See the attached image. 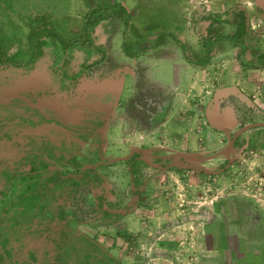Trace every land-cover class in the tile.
<instances>
[{
    "label": "rangeland",
    "instance_id": "obj_1",
    "mask_svg": "<svg viewBox=\"0 0 264 264\" xmlns=\"http://www.w3.org/2000/svg\"><path fill=\"white\" fill-rule=\"evenodd\" d=\"M82 3L0 0V40L22 62L14 69L24 73L21 81L0 87V103L17 104L34 118L42 115L33 129L52 130L51 143L63 148L66 158L76 156L80 169H90L79 176L66 166L64 183L49 181L40 189L30 220L19 219L24 228L38 230L24 251L34 254V264H45L65 231L78 246L89 237L123 264H264V126L253 125L233 138L262 118L259 110L238 107L232 114L237 125L222 126L220 134L201 128V117L191 119L186 109L175 112L171 137L140 132L165 131L169 106L167 90L150 78L152 56L143 51L170 54L168 46L175 52L182 41L190 48V35L195 46L218 35L217 46H229L232 41L220 35L234 34L243 12L246 43L261 48L264 0H86L80 9ZM118 3H125L128 13ZM224 12L225 21L211 16ZM42 25L72 43L65 52L49 36L32 61L29 32ZM123 40L134 55L123 51ZM87 64L92 66L82 71ZM125 77L133 80L131 89L129 80L122 87ZM230 98L235 108L243 99L239 92ZM194 103L198 107L200 101ZM182 124L201 132L189 138L199 139L200 149L181 150ZM48 161L42 179L66 162ZM10 226L6 219L2 227L9 232Z\"/></svg>",
    "mask_w": 264,
    "mask_h": 264
},
{
    "label": "trees",
    "instance_id": "obj_2",
    "mask_svg": "<svg viewBox=\"0 0 264 264\" xmlns=\"http://www.w3.org/2000/svg\"><path fill=\"white\" fill-rule=\"evenodd\" d=\"M116 5L127 12L128 7L123 3ZM95 9L90 11L92 12ZM227 15L228 12L222 14L211 13L212 18L218 22L225 21ZM247 28V18L243 12L240 14L234 37L241 38ZM87 30L88 22L86 20L82 36L86 35ZM162 35H167V33ZM168 35L172 36L171 34ZM49 36L60 41L65 52L72 43L54 27L42 25L32 28L29 32L32 61L41 53L42 45ZM123 45L127 49L128 45L125 41ZM103 59H96L93 63H99ZM21 63L12 58L7 44L0 40V87L12 83L13 80L21 81L20 79L24 77V73L19 69H14V66L18 67ZM90 66L92 64L85 65L82 71ZM82 71L77 72L72 79ZM66 77L69 76L66 74ZM17 106V104L0 103V179H2L0 185V264H34V254L25 252L24 248L25 241L38 235V230L31 227L30 224H27L28 226L24 228L19 219L21 217L22 220L30 218V211L34 202L39 196L40 189L42 190L46 183L51 181L59 184L66 181L68 176L64 172L66 166L71 167L73 172H77L79 176L85 175L90 170L80 169L81 164L76 156L66 158L65 153L62 151L63 148L51 143V135L54 134L52 130L43 132L37 128L33 129L44 119L42 115L37 114L34 118L33 115L35 114H28L26 113L27 110L25 112L19 106L17 111ZM133 155L132 160L134 162L138 159V153L134 152ZM53 158L56 161L66 160V162L64 161L61 167L42 179V171L49 166L48 160ZM132 172V178L135 182V180H138L137 172L136 170H132ZM39 184H42V186ZM9 193L11 195H8ZM65 208L62 205L60 207V213L63 216L66 214ZM6 219L11 222L9 232L6 231L5 227H2ZM83 240V245L78 246L74 239L67 238V232L63 231L54 256L45 264H123L100 245L93 243L89 237H84Z\"/></svg>",
    "mask_w": 264,
    "mask_h": 264
},
{
    "label": "crops",
    "instance_id": "obj_3",
    "mask_svg": "<svg viewBox=\"0 0 264 264\" xmlns=\"http://www.w3.org/2000/svg\"><path fill=\"white\" fill-rule=\"evenodd\" d=\"M82 1L80 9H84L86 5V0ZM123 4L126 6L125 3ZM81 28V35H83L84 26ZM234 34L220 35V37H227L232 41L229 46H217L215 39L219 35L206 36L201 40V44L195 46L192 41H189L192 37L190 35L186 36V42L188 41L187 44L191 45L190 48L182 41L180 42V48L176 49L175 52H173L172 45H170L171 47L168 46L170 54L153 56L150 52L143 51L146 57L152 56V64L149 69L150 78L163 85L167 90L166 95L169 106L165 119L162 121L167 129L163 132L141 130L142 134H148L150 138L155 137L157 139L161 134L165 138L171 137L174 135V133H171V128L176 125L172 119H174L175 112L182 109H186V113L192 116L191 119L201 117L199 121L201 128L207 126L212 131L218 130V133L222 126L223 128H233L237 125V120L232 118V114L238 107L241 110L248 107L251 110H259L262 118L257 120L258 122L243 126L237 132H234V139L248 127L253 125L264 126V46L261 48L248 47L246 33L241 38L234 37ZM161 36L162 34H159L156 43L162 38ZM123 43L124 40L121 42V46L126 55H134L129 51V47L124 48ZM126 44L128 45L127 42ZM143 52L140 54H143ZM154 67L156 68L154 69ZM127 80H129L131 89L134 82L130 78L127 79V77L123 79L122 87L125 88ZM237 92L243 99L237 103L235 108L230 97L237 94ZM195 101H200L198 107L196 106L197 103H194ZM229 119L230 122L234 121V123H227ZM205 120L208 121V125L201 122ZM182 125L186 126V130L180 136L181 150L200 149L202 143L199 142V139L194 142L189 141V138L195 135L199 136L201 132L197 129L196 131H194L195 129L190 131V124ZM165 148L174 149L173 147Z\"/></svg>",
    "mask_w": 264,
    "mask_h": 264
}]
</instances>
